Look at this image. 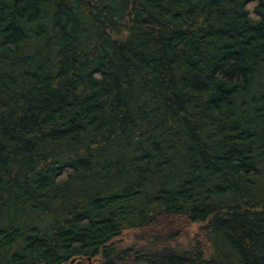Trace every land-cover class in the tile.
Wrapping results in <instances>:
<instances>
[{"label":"trees","instance_id":"trees-1","mask_svg":"<svg viewBox=\"0 0 264 264\" xmlns=\"http://www.w3.org/2000/svg\"><path fill=\"white\" fill-rule=\"evenodd\" d=\"M0 264H264V0H0Z\"/></svg>","mask_w":264,"mask_h":264},{"label":"rangeland","instance_id":"rangeland-1","mask_svg":"<svg viewBox=\"0 0 264 264\" xmlns=\"http://www.w3.org/2000/svg\"><path fill=\"white\" fill-rule=\"evenodd\" d=\"M195 230H196V225H193L189 228V236H192L194 233H195ZM134 239V234L132 231H125L124 232V235L121 236V239H120V242H121V246L123 247H128L130 245H132V240ZM185 240L184 239H181L179 240L178 243L176 244H171L173 246H171L172 248H178L180 249L181 247H184L185 246ZM136 246V245H135ZM94 261H90V263H93Z\"/></svg>","mask_w":264,"mask_h":264},{"label":"flooded vegetation","instance_id":"flooded-vegetation-1","mask_svg":"<svg viewBox=\"0 0 264 264\" xmlns=\"http://www.w3.org/2000/svg\"><path fill=\"white\" fill-rule=\"evenodd\" d=\"M71 263H74V262H71Z\"/></svg>","mask_w":264,"mask_h":264}]
</instances>
